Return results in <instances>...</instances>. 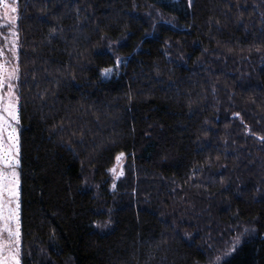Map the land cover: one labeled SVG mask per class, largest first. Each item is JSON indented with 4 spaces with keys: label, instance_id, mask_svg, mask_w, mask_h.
<instances>
[{
    "label": "trees",
    "instance_id": "16d2710c",
    "mask_svg": "<svg viewBox=\"0 0 264 264\" xmlns=\"http://www.w3.org/2000/svg\"><path fill=\"white\" fill-rule=\"evenodd\" d=\"M16 7L21 264H264V0Z\"/></svg>",
    "mask_w": 264,
    "mask_h": 264
},
{
    "label": "snow or ice",
    "instance_id": "6c2138e0",
    "mask_svg": "<svg viewBox=\"0 0 264 264\" xmlns=\"http://www.w3.org/2000/svg\"><path fill=\"white\" fill-rule=\"evenodd\" d=\"M18 3V0H0V5L4 7L3 15H0V22L6 18L9 21V26L15 23L18 17H14L11 14L17 13V7L13 6ZM191 3V0H189ZM3 23H0V27H3ZM15 35V33H14ZM7 39V37H5ZM14 43V41H13ZM2 51V50H0ZM120 64L119 57L116 58V65ZM104 76H108L113 72V68L106 67L101 70ZM17 69L4 72L0 70V89L7 87V103H4V97L0 96V166H4L11 169L10 177L7 172L4 171V167H0V235L7 234V244L0 241V264H21L19 259V249L17 245L20 243V231H19V219L15 214L14 209L11 207L12 199L17 196L16 181L17 173L15 167L18 166L19 160L16 159L18 153V134L16 131L15 124L19 123V114L16 101L14 88L15 85L11 82L13 79H17ZM236 116H240L239 113H235ZM5 128H7V146L4 144L5 137L3 135ZM264 140V137L260 138ZM125 154L120 153L117 156V160H120ZM115 169H110L114 171ZM123 173H121L122 175ZM6 192L10 198L7 201V212H4L5 204L2 200V194ZM13 222L14 225H13ZM7 251L8 255H4ZM218 260L221 258L218 257Z\"/></svg>",
    "mask_w": 264,
    "mask_h": 264
},
{
    "label": "rangeland",
    "instance_id": "374dc122",
    "mask_svg": "<svg viewBox=\"0 0 264 264\" xmlns=\"http://www.w3.org/2000/svg\"><path fill=\"white\" fill-rule=\"evenodd\" d=\"M9 2L11 3V0H9ZM16 7V4L13 5ZM4 13V7L3 5H0V15H3ZM14 17H18L17 13H12L11 14ZM3 23V27H0V70L4 71V72H8L11 71L12 69H17V79H13L11 82L15 85V88L13 89L15 92L16 97H18V100L16 101L17 103V108L19 110V87H18V81H19V36H18V18L16 19L15 23H12L9 26V21L6 18L4 21L0 22ZM15 33V35H14ZM5 37H7V39H5ZM14 41V43H13ZM116 75V72L113 70V72L108 75L109 77H114ZM7 92L8 89L7 87H4L3 89H0V96L4 97V103H7ZM16 127V131L18 134V153L16 156V159L19 160V123L14 125ZM5 140H4V144L5 146H7V144L9 143L6 139L7 137V128H5V131L3 133ZM124 157H121L120 160H117L115 166L113 167V169H115L112 172V175L114 177L115 180H118L122 175L121 173H123V165H124ZM20 164V163H19ZM19 164L18 166L15 167V172L17 173V181H16V191H17V196L12 199V204L11 207L14 209L16 216L19 219V213H20V193H19V186H20V179H19ZM0 167H4V166H0ZM4 171L8 173L9 177H10V173H11V169H8L6 167H4ZM10 198L8 197L7 193L4 192L2 194V200L5 204V208H4V212H7V201ZM15 222H13L14 225ZM19 231H20V221H19ZM20 239V238H19ZM0 241H3L5 244H7V234L4 233L2 235H0ZM17 248L19 249V259H20V243L19 245H17ZM4 255H8V252L5 251Z\"/></svg>",
    "mask_w": 264,
    "mask_h": 264
}]
</instances>
